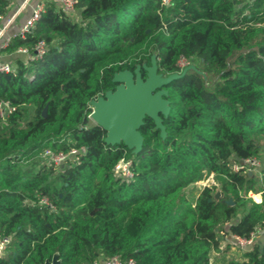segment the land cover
Returning <instances> with one entry per match:
<instances>
[{
	"label": "trees",
	"instance_id": "trees-1",
	"mask_svg": "<svg viewBox=\"0 0 264 264\" xmlns=\"http://www.w3.org/2000/svg\"><path fill=\"white\" fill-rule=\"evenodd\" d=\"M74 6L69 15L45 0L34 27L0 48L15 57L0 72V100L14 107L0 116V235L10 238L0 264H43L54 253L61 264L113 255L135 264H211L221 225L230 237L262 231L239 259L223 264H264V193L258 203L247 196L264 184L231 168L260 159L264 0ZM8 7L0 0V14ZM39 40L46 44L41 57L14 53L33 51ZM151 55L164 75L182 71L180 57L197 58L200 71L188 68L165 86L164 138L145 117L139 152L106 144L89 101L114 89V72L150 64ZM47 148L78 151L55 164ZM120 159L130 162V179L114 173ZM209 175L222 195L215 199L216 186L205 184L190 199L185 189ZM260 176L264 182V162Z\"/></svg>",
	"mask_w": 264,
	"mask_h": 264
},
{
	"label": "water",
	"instance_id": "water-1",
	"mask_svg": "<svg viewBox=\"0 0 264 264\" xmlns=\"http://www.w3.org/2000/svg\"><path fill=\"white\" fill-rule=\"evenodd\" d=\"M188 68L194 67L187 65L181 72L164 75L157 71L155 57L152 56L150 64L137 65L133 71L123 69L114 72L111 78L115 83L114 89H108L89 101V117L105 131L104 142L111 145L123 143L133 153L139 152L143 143L139 128L145 117L153 121L155 129H159L160 136L164 138L161 116H167L170 110L165 86ZM141 70L145 72L144 76ZM42 114L45 115V108ZM220 194V191L216 192L214 198ZM227 203L232 204L231 199H227ZM43 264H61V260L54 253Z\"/></svg>",
	"mask_w": 264,
	"mask_h": 264
},
{
	"label": "built area",
	"instance_id": "built-area-1",
	"mask_svg": "<svg viewBox=\"0 0 264 264\" xmlns=\"http://www.w3.org/2000/svg\"><path fill=\"white\" fill-rule=\"evenodd\" d=\"M27 0H23L22 4L14 10L11 14H0V48L5 47L11 38L14 35H17L18 37L22 38L24 35L30 31L35 24V20L38 18L40 11L43 8V3L38 2L36 3L30 15L25 18V20L18 26V28L15 31L11 30V27L13 25V21L18 14V11L20 10L21 6L26 2ZM59 7H61L67 14L74 15L75 13V6H74V0H55ZM164 2H167L168 0H163ZM46 51V44L43 40H39L35 43L33 46V51H30L25 46L17 47L16 50H14L15 54H22L28 58H37L41 57ZM184 64H187V61L180 57L178 60V65L180 68H183ZM12 64L5 61L4 59L0 58V72H8L12 69ZM96 99V98H94ZM14 107L9 104L6 100H0V116L4 117L8 112L13 110ZM78 151L76 148H71L68 153H63L62 151H54L50 148L45 149L44 156L48 158V160L54 162L55 164L61 163L67 155L69 154H75ZM130 162L128 160L120 159L113 167V171L116 175H119L123 178L130 179L133 174L131 170L129 169ZM257 164V158L255 157H247L242 158L240 160H237L233 163H231V168L233 170H243L244 172H247L249 175H252V173L255 171V167ZM262 193H264V189L258 192L259 198L258 200H255V202H260L262 198ZM42 202H46L45 200H42ZM262 232L261 230L257 229L256 231H253L250 233L249 238H242L236 235H232L230 238L233 242V246L238 247L242 251L247 250L250 248L253 240L257 237L258 234ZM10 238L8 236H1L0 235V255L3 254L6 245L9 243ZM92 264H135L132 259L122 260L118 255L110 256L102 261H95Z\"/></svg>",
	"mask_w": 264,
	"mask_h": 264
},
{
	"label": "rangeland",
	"instance_id": "rangeland-1",
	"mask_svg": "<svg viewBox=\"0 0 264 264\" xmlns=\"http://www.w3.org/2000/svg\"><path fill=\"white\" fill-rule=\"evenodd\" d=\"M36 2V1H35ZM34 2V3H35ZM153 55H151L152 57ZM0 58L4 59L5 61L13 64L15 61V57L11 52L2 49L0 50ZM151 59V58H150ZM192 65L195 69L200 71V64L199 60L195 57L189 59L187 61V64H184L183 66ZM183 67V68H184ZM258 141L261 145L260 148V159H257V164L255 167V171L252 173L251 176H253L256 180V186L259 187L260 185L264 184L261 180L260 176V169L262 168V162H264V137L258 136ZM43 156V155H42ZM62 162V161H61ZM215 185V193L219 191V186L215 182L212 175H209L207 178L199 180L193 184H190L186 189L185 193L190 199H193L197 193L201 190V188L205 185ZM214 193V195H215ZM258 192L249 191L247 193V196L251 197L253 201L257 200ZM222 195V194H220ZM219 195V196H220ZM226 225H221L219 231L217 232L218 238H219V245L218 249H212L209 254V260L211 264H223L224 261L232 258L239 259L242 256L243 251L239 249L236 246H233L229 234L225 230ZM262 235V234H261ZM260 236L257 235V237Z\"/></svg>",
	"mask_w": 264,
	"mask_h": 264
},
{
	"label": "crops",
	"instance_id": "crops-1",
	"mask_svg": "<svg viewBox=\"0 0 264 264\" xmlns=\"http://www.w3.org/2000/svg\"><path fill=\"white\" fill-rule=\"evenodd\" d=\"M36 1V2H35ZM45 0H27L20 8V10L18 11V14L16 15L14 21H13V25L11 27L12 31H15L18 26L25 20V18H27L31 11L33 6L38 3V2H44ZM23 0H9V7L7 10V14H11L12 12H14V10H16V8L18 6H20L22 4ZM35 2V3H34Z\"/></svg>",
	"mask_w": 264,
	"mask_h": 264
}]
</instances>
